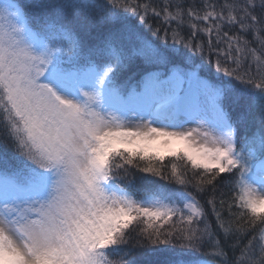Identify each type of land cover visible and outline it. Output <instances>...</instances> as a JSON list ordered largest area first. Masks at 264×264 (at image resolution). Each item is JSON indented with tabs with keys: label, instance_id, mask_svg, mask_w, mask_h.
Segmentation results:
<instances>
[{
	"label": "snow or ice",
	"instance_id": "1",
	"mask_svg": "<svg viewBox=\"0 0 264 264\" xmlns=\"http://www.w3.org/2000/svg\"><path fill=\"white\" fill-rule=\"evenodd\" d=\"M0 264H264V0H0Z\"/></svg>",
	"mask_w": 264,
	"mask_h": 264
}]
</instances>
